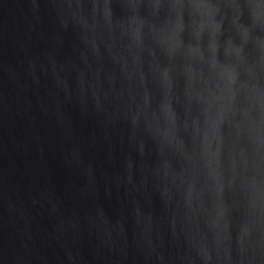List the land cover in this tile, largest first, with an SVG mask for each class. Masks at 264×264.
<instances>
[{
    "label": "clouds",
    "instance_id": "1",
    "mask_svg": "<svg viewBox=\"0 0 264 264\" xmlns=\"http://www.w3.org/2000/svg\"><path fill=\"white\" fill-rule=\"evenodd\" d=\"M28 8L15 63L0 56L8 84L0 117L26 120L30 139L13 137L15 154L40 164L25 184L0 174V206L19 239L12 264H219V237L214 256L201 214L209 230L223 221L224 264H264V0H28ZM69 106L92 121L90 137L74 134ZM40 113L59 132L60 167L78 181L63 193ZM138 181L152 193L147 210Z\"/></svg>",
    "mask_w": 264,
    "mask_h": 264
},
{
    "label": "water",
    "instance_id": "2",
    "mask_svg": "<svg viewBox=\"0 0 264 264\" xmlns=\"http://www.w3.org/2000/svg\"><path fill=\"white\" fill-rule=\"evenodd\" d=\"M27 17H30L28 8V0H0V56L7 59L10 63H15V56L13 55L12 43L14 40L25 38V28L27 27ZM0 89H8L7 77L0 74ZM35 103V101H33ZM68 114L73 121L74 134L76 136L83 135L90 137L94 128L90 120H81L78 109L68 108ZM26 120L19 115L14 118L11 116L0 117V174L9 177L19 178L22 184H25L30 177H35L40 169V164L37 159H34L31 154L25 156H17L13 147L12 138L14 137L18 142L28 143L30 139L29 133H25ZM37 129L41 136V140L46 145L48 167L52 168L55 175V183L58 191L61 193L67 191L74 183H78L73 174L60 167V152L59 139L60 135L53 122L49 121L47 117L40 113L36 121ZM99 136V132H97ZM34 143V142H33ZM138 198H140L147 210L152 202V193L145 191L138 181L136 190ZM232 200H226V207L231 208ZM175 207V203H173ZM207 207L211 210V202H207ZM184 209H181L179 217H183ZM39 219V218H37ZM141 224L145 229L151 230L152 222L145 214L141 217ZM41 221V227L44 225ZM240 217L232 216V227L229 230L231 237V255L233 258L237 257L238 250L236 246V237L238 235V225ZM35 227V225H34ZM199 229H201L208 238V246L213 249L215 256L217 249L212 241L219 237V264H224L225 250L228 241L224 239L225 233L223 231V221L220 222L219 228L209 230L204 224L203 214L199 218ZM178 228L182 231L185 225L178 220ZM187 234L192 237L193 241L199 240V233L195 226H192ZM35 235V233H34ZM19 245V239L10 224L7 212L0 206V264H12L11 255L14 247Z\"/></svg>",
    "mask_w": 264,
    "mask_h": 264
}]
</instances>
